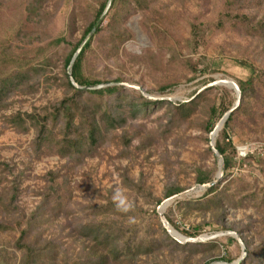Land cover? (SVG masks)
<instances>
[{"label":"rangeland","instance_id":"374dc122","mask_svg":"<svg viewBox=\"0 0 264 264\" xmlns=\"http://www.w3.org/2000/svg\"><path fill=\"white\" fill-rule=\"evenodd\" d=\"M105 1L0 0V82H13L0 100V264H264V0L117 1L82 74L101 83L94 89L122 87L124 124L105 130L115 98L79 87L67 137L75 92L65 60ZM253 76L238 99L227 83ZM224 109L235 112L225 136ZM94 120L93 146L83 134ZM219 127L215 145L231 144L232 158L222 177ZM202 177L219 182L214 194ZM172 188L185 192L166 199ZM97 228L108 243L86 235ZM134 238L162 248L109 257L112 243ZM24 245L40 256L27 261Z\"/></svg>","mask_w":264,"mask_h":264},{"label":"trees","instance_id":"16d2710c","mask_svg":"<svg viewBox=\"0 0 264 264\" xmlns=\"http://www.w3.org/2000/svg\"><path fill=\"white\" fill-rule=\"evenodd\" d=\"M117 1H119V0H113L112 3L110 4V0H106L105 2L102 3V5L100 6V9L98 10V12L96 14V18H95L94 22L91 23L88 26V28L85 30L82 39L77 44L73 45V50L71 51V53L69 54V56L65 60V67L69 68L71 71V75H70L71 80L68 81L69 87L75 92V97L73 98L71 103L68 106H66L67 107V109H66L67 114H65L66 122H65L64 128H65V134L67 137H69L72 134V132H73L72 130H73L74 125H75L74 121H73V118H74L73 108L76 105V103H79V98L83 94V91L81 89H79V87L87 89V92L91 95L109 96V97L115 98L114 104L112 106L110 105V109L112 111V114L107 116L105 130L108 131V130L116 129L120 125H121L120 127H122V125L124 124V117H122L121 112H119V109L122 108V102L124 100V98H120V92L122 91V89H121L122 87L114 85V86H110V87H106V88L94 89L97 86H99L101 83L98 81L89 80L88 78H86L82 74V66H83V60L85 58V54L90 49L91 43L93 42L95 35L100 33L101 28L99 27V25L102 23L105 13L107 14V12L110 11V9L117 3ZM239 19H240L241 23H244L246 25L249 24V19L243 18V17H240ZM97 25H98V27H97V30H96L94 36H92V38L80 50V46L83 44V42L86 40L88 35L92 32V30ZM258 32L264 36V22L263 23L261 22L258 25ZM63 42H64V40H58L57 41V43H59V44H61ZM77 53H78V55H76ZM243 65L246 66V64H243ZM72 80L74 81L76 86L73 85ZM255 80L256 79L253 76L247 81L238 82V88H239V91H240L242 98H245L247 92L253 88ZM5 81L6 80H3L2 82H0V100H1V97L3 96V94L9 90L10 85H12V83H13L11 80H9L8 83ZM113 83L117 84L119 82H113ZM155 103H157V102H153L151 100H148V98L142 97V104L145 106H148L150 104H155ZM240 105H241V102H240ZM229 111L230 110H228V109H224L222 111V113H223L222 118H224L226 115H228V113H230V115L228 116V118L226 119V121L224 123V128H223V135L224 136L227 134V128H229V124L232 122L233 114L235 113L234 111H231V112H229ZM99 127L100 126L98 125V122L96 120L92 121L91 124L89 125L88 133L83 134V142L89 141L88 142L89 144H87V145H93L94 146L98 142V138L100 135V128ZM42 128H45V126L44 127L42 126ZM209 128L212 131L214 130L212 125H210ZM42 135H43V133H42ZM227 140L229 141V138ZM67 145L70 146V149H74V147L77 145V143L73 144L72 141H67ZM230 145H224V144H222V142H220V140H217L216 145H215V152L218 153L219 157L223 161V173H226L232 166V158L230 156H228V154H227L229 151ZM212 183H214V182L209 180L206 177H202L199 180V184L207 187V191H206L207 195L214 194L218 190L219 182L214 183L213 185L210 186V184H212ZM184 192H185L184 189L172 188L167 192L166 199L181 195ZM16 195H17V193L14 192L12 195L11 201L14 202L16 200ZM160 205H161V202L159 201L157 203V206H160ZM168 223L173 228L177 229V227L173 224V222L168 221ZM85 231H87L86 235L88 237H93V241H95L96 244H100V243H104V242L108 243L111 240L110 235L109 234H102L100 228H97L95 230L91 229L89 232L87 229H85ZM182 233L187 237H193V235L188 233V232H182ZM165 234H166L167 239L169 241L171 240V242H173L175 245L180 246L182 248L187 247V244L185 246V245L179 243L177 240L170 238V236L167 234V232H165ZM25 235H26V233L23 232L21 237H20L21 242L25 238ZM212 243H211V245H213ZM48 247L51 248V252L53 251V249L56 248L55 246H52L51 244H49ZM23 248L26 250V255L28 258L27 261H30L33 259L35 260V258H38L40 256V253L37 254L34 247L24 245ZM161 248H162L161 244L159 245V242L155 239L147 238V239L140 240V242H137V239L135 240V238H134L132 241L126 240L124 242V245H122V246H119V244L116 242L112 243V247L109 250L108 255H109V257H113L114 259H119L123 255H124V257H128V256L130 257V255L131 256H137V257L141 256V255L148 256L155 251H159ZM246 251L248 252V255L251 258L252 257V251H250L248 249H246ZM105 258L108 259L107 256ZM222 261L229 263L230 260L225 261L222 258ZM243 263H244V261L241 262L240 264H243Z\"/></svg>","mask_w":264,"mask_h":264},{"label":"water","instance_id":"95a60500","mask_svg":"<svg viewBox=\"0 0 264 264\" xmlns=\"http://www.w3.org/2000/svg\"><path fill=\"white\" fill-rule=\"evenodd\" d=\"M113 0H111V2H112ZM97 27H98V25L92 30V32L88 35V37L86 38V40L83 42V44L80 46V50L82 49V47L92 38V36H94V34H95V32H96V30H97ZM76 55H78V53L76 54ZM76 57V56H75ZM72 83H73V85L74 86H76L75 85V83H74V81L72 80ZM232 88H234L235 90H236V92L238 93V99L240 98V91H239V88H238V86L237 85H235L234 83H233V86H231ZM230 115V113H228V115H226L224 118H223V120H222V122H221V125L220 126H222L224 123H225V121H226V119L228 118V116ZM215 134H217V129L214 131V133H213V135H212V147H213V150L215 151ZM218 154V153H217ZM222 174H223V161H221V168H220V173H219V176L220 177H222ZM220 179V178H219ZM214 183H217V182H214ZM214 183H212V184H210V186L211 185H213ZM161 218L162 219H164V215L163 214H161ZM168 230V229H167ZM168 233L169 234H171V232L168 230ZM174 235H175V233H174ZM236 238L240 241V239H239V237L238 236H236ZM241 242V241H240ZM237 264H239V262H237Z\"/></svg>","mask_w":264,"mask_h":264},{"label":"clouds","instance_id":"9594fccd","mask_svg":"<svg viewBox=\"0 0 264 264\" xmlns=\"http://www.w3.org/2000/svg\"><path fill=\"white\" fill-rule=\"evenodd\" d=\"M117 208L123 212H127L131 205L129 203H126L125 200L122 197H117Z\"/></svg>","mask_w":264,"mask_h":264},{"label":"bare ground","instance_id":"6f19581e","mask_svg":"<svg viewBox=\"0 0 264 264\" xmlns=\"http://www.w3.org/2000/svg\"><path fill=\"white\" fill-rule=\"evenodd\" d=\"M227 84H228L230 87L233 86V83H227ZM219 131H220V127L217 129V134L214 135V136H215V139H216V137H217Z\"/></svg>","mask_w":264,"mask_h":264},{"label":"built area","instance_id":"2783aa9c","mask_svg":"<svg viewBox=\"0 0 264 264\" xmlns=\"http://www.w3.org/2000/svg\"><path fill=\"white\" fill-rule=\"evenodd\" d=\"M241 149H242V148H241ZM241 149H240V150H241ZM246 155H247V153L245 152L244 156H246Z\"/></svg>","mask_w":264,"mask_h":264}]
</instances>
